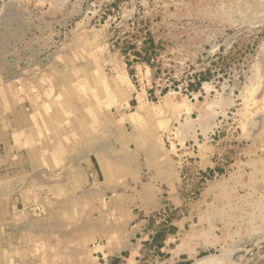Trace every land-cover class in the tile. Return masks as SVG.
<instances>
[{
    "label": "rangeland",
    "instance_id": "1",
    "mask_svg": "<svg viewBox=\"0 0 264 264\" xmlns=\"http://www.w3.org/2000/svg\"><path fill=\"white\" fill-rule=\"evenodd\" d=\"M170 256L264 261V0H0V264Z\"/></svg>",
    "mask_w": 264,
    "mask_h": 264
},
{
    "label": "crops",
    "instance_id": "2",
    "mask_svg": "<svg viewBox=\"0 0 264 264\" xmlns=\"http://www.w3.org/2000/svg\"><path fill=\"white\" fill-rule=\"evenodd\" d=\"M162 248V247H161ZM193 262L187 263V259L182 258V256L177 257H167L156 259L154 264H192Z\"/></svg>",
    "mask_w": 264,
    "mask_h": 264
},
{
    "label": "bare ground",
    "instance_id": "3",
    "mask_svg": "<svg viewBox=\"0 0 264 264\" xmlns=\"http://www.w3.org/2000/svg\"><path fill=\"white\" fill-rule=\"evenodd\" d=\"M215 260L211 257H203L201 258V260L199 261V264H216V262H214ZM254 264H264L263 260H258L257 262H255Z\"/></svg>",
    "mask_w": 264,
    "mask_h": 264
}]
</instances>
